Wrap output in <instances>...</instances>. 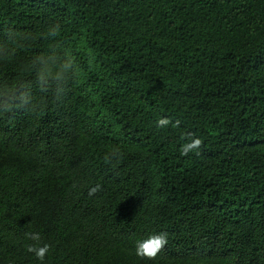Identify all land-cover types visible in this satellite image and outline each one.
I'll return each instance as SVG.
<instances>
[{
	"label": "trees",
	"instance_id": "trees-1",
	"mask_svg": "<svg viewBox=\"0 0 264 264\" xmlns=\"http://www.w3.org/2000/svg\"><path fill=\"white\" fill-rule=\"evenodd\" d=\"M0 264H264V0H0Z\"/></svg>",
	"mask_w": 264,
	"mask_h": 264
},
{
	"label": "clouds",
	"instance_id": "clouds-1",
	"mask_svg": "<svg viewBox=\"0 0 264 264\" xmlns=\"http://www.w3.org/2000/svg\"><path fill=\"white\" fill-rule=\"evenodd\" d=\"M39 80L42 86L47 83L46 77L43 75L39 77ZM170 123V120H168L167 118H163L158 121V126L166 127ZM178 123L179 122H177V124ZM189 137V141L184 143L181 147V154L185 156L194 151L198 153V150L203 144V140L201 138L194 137L192 134H189ZM99 190V186L94 187L90 190L89 195H94ZM26 235L29 239L37 242L36 244L27 245V251L30 253H34L40 261H44L47 253L50 250V245L44 244L43 246H39L38 242L41 239L39 233H28ZM168 242L169 241L167 233L161 232L153 234L145 240L137 241L136 255L141 258L154 260L165 249Z\"/></svg>",
	"mask_w": 264,
	"mask_h": 264
}]
</instances>
